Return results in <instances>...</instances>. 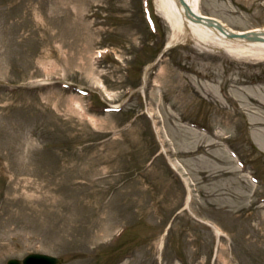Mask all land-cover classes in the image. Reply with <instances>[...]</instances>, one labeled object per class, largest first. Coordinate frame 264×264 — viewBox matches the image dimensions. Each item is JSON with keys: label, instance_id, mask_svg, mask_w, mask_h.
<instances>
[{"label": "rangeland", "instance_id": "obj_1", "mask_svg": "<svg viewBox=\"0 0 264 264\" xmlns=\"http://www.w3.org/2000/svg\"><path fill=\"white\" fill-rule=\"evenodd\" d=\"M142 1L0 0V264H264V60L163 54L177 30ZM199 2L264 29V0Z\"/></svg>", "mask_w": 264, "mask_h": 264}, {"label": "bare ground", "instance_id": "obj_2", "mask_svg": "<svg viewBox=\"0 0 264 264\" xmlns=\"http://www.w3.org/2000/svg\"><path fill=\"white\" fill-rule=\"evenodd\" d=\"M199 1L200 0H187L186 2L191 5V8L194 11L202 14L199 8ZM157 2V4L161 7L162 11L164 12L163 14H165L167 19L169 20L173 29L177 30L175 33H173L174 36L171 42L169 43H172L175 40H179L180 38H184L183 36L185 35H190L193 38L200 39L201 41H203L206 46L209 44H215L220 48V50L221 48L225 49V52L227 53L252 56L260 60L264 59V43L247 44L242 41H230L223 33H221L215 28L209 27L206 24L199 25L187 21L185 19V9L181 5V3H179L178 0H157ZM179 33L182 35L179 36ZM252 104L255 105L257 104V102L253 101ZM213 227L218 235H224V232L218 226L213 225Z\"/></svg>", "mask_w": 264, "mask_h": 264}, {"label": "water", "instance_id": "obj_3", "mask_svg": "<svg viewBox=\"0 0 264 264\" xmlns=\"http://www.w3.org/2000/svg\"><path fill=\"white\" fill-rule=\"evenodd\" d=\"M180 3H182L185 6V9H186L185 13H187V16L189 18H191V20L193 22L204 23V24L207 23V25H209V26H217L221 31L227 33L226 30L220 24H218L217 22H215V21H213L211 19H208V20L204 19L200 15L194 13L191 10V8L188 6L187 2H185L184 0H181ZM228 36L230 38H245V39L250 40V41H264V38H262V37L259 38V36H257L256 34H250V33L246 34V35H236V34L230 33V34H228Z\"/></svg>", "mask_w": 264, "mask_h": 264}]
</instances>
